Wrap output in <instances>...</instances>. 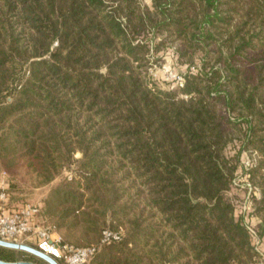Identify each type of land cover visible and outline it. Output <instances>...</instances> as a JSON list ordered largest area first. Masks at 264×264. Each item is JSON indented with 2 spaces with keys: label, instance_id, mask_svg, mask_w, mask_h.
<instances>
[{
  "label": "trees",
  "instance_id": "16d2710c",
  "mask_svg": "<svg viewBox=\"0 0 264 264\" xmlns=\"http://www.w3.org/2000/svg\"><path fill=\"white\" fill-rule=\"evenodd\" d=\"M167 45L182 87L146 77ZM244 153L264 240V0H0V162L47 188L64 243L119 233L88 264L254 262L230 194Z\"/></svg>",
  "mask_w": 264,
  "mask_h": 264
},
{
  "label": "built area",
  "instance_id": "2783aa9c",
  "mask_svg": "<svg viewBox=\"0 0 264 264\" xmlns=\"http://www.w3.org/2000/svg\"><path fill=\"white\" fill-rule=\"evenodd\" d=\"M195 70V68H191ZM164 73H168L166 68ZM171 76L172 74L169 73ZM184 74L172 75L170 77L178 87L184 83ZM255 154L244 153L241 158L240 169L232 182L233 188L245 192L243 204L235 206L237 213H244V222L247 232L251 238V243L255 253L258 255L256 260L250 264H264V240L258 235L255 217L250 214L252 210V195L258 194L256 188H252L248 182L247 172L254 166ZM9 200V194L4 187H0V240L11 243H18L31 246L43 254L54 259L58 264H88L94 255L99 251L103 244L120 240L117 232L104 230L102 232L99 245L86 247H75L64 243L61 237L56 234L55 227L46 223L40 217V203H25L21 207L8 210L5 204Z\"/></svg>",
  "mask_w": 264,
  "mask_h": 264
},
{
  "label": "rangeland",
  "instance_id": "374dc122",
  "mask_svg": "<svg viewBox=\"0 0 264 264\" xmlns=\"http://www.w3.org/2000/svg\"><path fill=\"white\" fill-rule=\"evenodd\" d=\"M147 1L148 0H145V2ZM175 56L176 49L174 45L163 47L162 50L151 56V62L148 65L146 77L151 81L157 82L159 86L162 87H164V85L167 86V83L173 82L170 78L173 74L182 75L186 71V65L180 64ZM196 65H199L198 61L195 63V66ZM164 67L168 73L163 72ZM169 73L172 75L170 76ZM1 181L4 182V188L9 194V199L11 198L14 204L22 205L27 202L41 204V200L47 193L46 187H37V178L23 164L7 172L2 168L0 162V182ZM230 194L235 198V206L239 207L243 204L245 195L243 190L233 189Z\"/></svg>",
  "mask_w": 264,
  "mask_h": 264
},
{
  "label": "water",
  "instance_id": "95a60500",
  "mask_svg": "<svg viewBox=\"0 0 264 264\" xmlns=\"http://www.w3.org/2000/svg\"><path fill=\"white\" fill-rule=\"evenodd\" d=\"M104 71L105 70H102V72H104ZM0 247L28 253L32 256H35V257L41 259L42 261L46 262L47 264H58L51 257L43 254L42 252H40L37 249H35L31 246H28V245L5 242V241L0 240ZM0 264H35V263L25 262V261L5 262V261L0 260Z\"/></svg>",
  "mask_w": 264,
  "mask_h": 264
},
{
  "label": "crops",
  "instance_id": "0c3cea01",
  "mask_svg": "<svg viewBox=\"0 0 264 264\" xmlns=\"http://www.w3.org/2000/svg\"><path fill=\"white\" fill-rule=\"evenodd\" d=\"M0 187H5L4 185V182L1 181L0 182ZM22 205H18V204H14L13 201L11 200V198L8 200V202L5 204V207L8 209V210H14V209H17L19 207H21ZM259 221L257 219H255V223L257 224ZM58 234V233H56ZM59 235V234H58ZM27 262V261H25ZM33 263V262H31ZM36 264V263H35Z\"/></svg>",
  "mask_w": 264,
  "mask_h": 264
}]
</instances>
